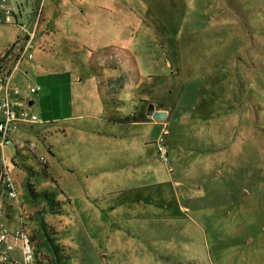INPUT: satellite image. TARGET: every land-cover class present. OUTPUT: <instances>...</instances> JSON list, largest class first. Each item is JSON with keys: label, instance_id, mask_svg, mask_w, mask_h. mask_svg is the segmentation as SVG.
<instances>
[{"label": "rangeland", "instance_id": "374dc122", "mask_svg": "<svg viewBox=\"0 0 264 264\" xmlns=\"http://www.w3.org/2000/svg\"><path fill=\"white\" fill-rule=\"evenodd\" d=\"M6 4L0 77L40 87L34 150L5 148L35 264H264V0Z\"/></svg>", "mask_w": 264, "mask_h": 264}, {"label": "built area", "instance_id": "2783aa9c", "mask_svg": "<svg viewBox=\"0 0 264 264\" xmlns=\"http://www.w3.org/2000/svg\"><path fill=\"white\" fill-rule=\"evenodd\" d=\"M8 0H0V24H17V14L6 4ZM41 7L37 5L34 12V23L38 25V17L41 15ZM35 33L26 39L24 51L32 47ZM23 55L27 59L33 57L32 53ZM23 56V57H24ZM0 77V264H35V250L33 241L27 230L22 226L14 230L8 229L7 222L12 220L9 212L10 201H18L17 190L9 169V159L6 146L14 144L19 148L34 150V143L15 136L13 133L24 126L38 122L36 114L29 112L28 105L33 100L27 94H33L40 90L39 86H31L26 89V94L12 83L14 71L4 70ZM158 154L164 161L168 160L167 147L162 137L158 140ZM43 160V158H40ZM21 219V217H20ZM19 248L20 259L11 256V252Z\"/></svg>", "mask_w": 264, "mask_h": 264}, {"label": "water", "instance_id": "95a60500", "mask_svg": "<svg viewBox=\"0 0 264 264\" xmlns=\"http://www.w3.org/2000/svg\"><path fill=\"white\" fill-rule=\"evenodd\" d=\"M30 104H32V102H30ZM153 109H154L153 106L150 105L149 110H148V113L149 114H152L156 118H162V117H164V115H165L164 112H159V111H156L155 112Z\"/></svg>", "mask_w": 264, "mask_h": 264}, {"label": "trees", "instance_id": "16d2710c", "mask_svg": "<svg viewBox=\"0 0 264 264\" xmlns=\"http://www.w3.org/2000/svg\"><path fill=\"white\" fill-rule=\"evenodd\" d=\"M35 196H38L39 198L45 199L47 201H49L51 199L50 194L49 193H46V192H42V193H40L38 195H35Z\"/></svg>", "mask_w": 264, "mask_h": 264}, {"label": "crops", "instance_id": "0c3cea01", "mask_svg": "<svg viewBox=\"0 0 264 264\" xmlns=\"http://www.w3.org/2000/svg\"><path fill=\"white\" fill-rule=\"evenodd\" d=\"M32 103H33V101H32ZM19 131H20V130H19ZM19 131H17V133H18V134H17V137H20V133L22 132V131H20V132H19ZM22 133H23V132H22ZM20 138H23V137H20ZM23 139H24V138H23ZM15 148H16L17 150H19V151H20V149H21V148L19 149V147H17V146H15ZM15 153H16V152H15ZM11 256L16 257L13 251L11 252ZM16 258H17V257H16ZM8 264H10V263H8Z\"/></svg>", "mask_w": 264, "mask_h": 264}]
</instances>
